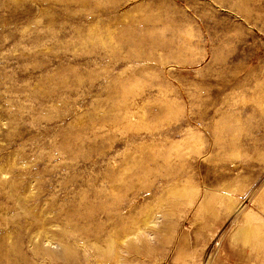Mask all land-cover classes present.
Listing matches in <instances>:
<instances>
[{
  "label": "rangeland",
  "instance_id": "1",
  "mask_svg": "<svg viewBox=\"0 0 264 264\" xmlns=\"http://www.w3.org/2000/svg\"><path fill=\"white\" fill-rule=\"evenodd\" d=\"M263 185L264 0H0V264H264Z\"/></svg>",
  "mask_w": 264,
  "mask_h": 264
},
{
  "label": "crops",
  "instance_id": "2",
  "mask_svg": "<svg viewBox=\"0 0 264 264\" xmlns=\"http://www.w3.org/2000/svg\"><path fill=\"white\" fill-rule=\"evenodd\" d=\"M252 199L253 202L251 203H253V208H249L253 210L255 214L253 230L257 231L259 236L255 237L254 239H246L242 236H239L237 231L241 229V224H243L241 223L242 220L240 218H235V214L230 217V215L222 211L216 215L214 220L211 219L210 221H206V224L211 225V230L214 229L217 231L218 229H221L223 226H225L221 238L216 239L215 246L212 248V250L222 245L221 248L223 249V252L230 257L246 253L251 255H259L264 258V185L261 186L258 192L254 193ZM249 216L252 217V214L250 213ZM200 240L201 254L199 253V257H202L204 253L207 252V249L210 246L212 247L214 241L213 236L207 234L202 236ZM220 242L222 243L221 245ZM213 254V251L210 252V256Z\"/></svg>",
  "mask_w": 264,
  "mask_h": 264
}]
</instances>
